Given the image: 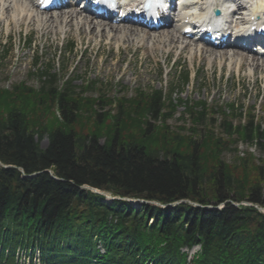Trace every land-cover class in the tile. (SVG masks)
I'll return each instance as SVG.
<instances>
[{
	"label": "trees",
	"instance_id": "1",
	"mask_svg": "<svg viewBox=\"0 0 264 264\" xmlns=\"http://www.w3.org/2000/svg\"><path fill=\"white\" fill-rule=\"evenodd\" d=\"M37 77L42 84L38 92L50 97L56 125H37L14 106L0 118V162L25 174L40 172L22 178L16 168L0 167L2 257L7 253L11 260L16 249H22L37 250L44 264H264V214L229 202L219 210L207 207L229 200L264 208V169L259 167V178L246 185L221 161L208 174L203 172L204 136L216 123L204 104L187 106L190 134L184 140L178 132L171 135L169 145L176 149L167 151L155 142L160 125L154 123L165 124L174 107L161 92L139 93L138 103L112 99L114 113L107 112L112 130L107 135L81 134L73 130L79 128L77 115L83 108L78 104L95 83L77 87L66 79L59 88L48 70ZM138 106L142 112L134 114ZM236 111L240 119L241 109L232 105L220 113L218 126L227 140H219L216 157L238 141L264 152V129L252 118L233 124ZM132 114L143 121L137 141L124 136L121 128ZM95 115L96 126H102L100 114ZM206 137L212 140L211 134ZM44 138L47 144L42 148ZM47 170L59 179H52ZM206 181L212 196L205 195ZM83 185L155 204H107L81 189ZM181 200L199 207L188 202L170 206ZM194 245H200V252L187 263L180 249Z\"/></svg>",
	"mask_w": 264,
	"mask_h": 264
},
{
	"label": "rangeland",
	"instance_id": "2",
	"mask_svg": "<svg viewBox=\"0 0 264 264\" xmlns=\"http://www.w3.org/2000/svg\"><path fill=\"white\" fill-rule=\"evenodd\" d=\"M3 18H0V90L7 87L9 94L0 92V118H4L14 106L24 111L37 125L49 126V129L54 127L57 122L50 97L38 92L42 84L37 75L48 70V73L56 76L59 82L56 86L59 88L65 78L72 79L77 87H83L88 82L95 83L90 91L83 94V100L78 104L83 108L77 115L79 128L75 126L73 130L81 134L96 132L107 135L113 128L112 99L121 101V104L131 100L138 103L139 93L159 89L167 91L175 83L177 73L185 67L194 77L181 96L179 93L171 96L175 107L165 124L154 123L156 127L160 125V133L155 137V142L159 147H167V151H172L176 147L169 145L171 135L178 132L184 140L190 134L191 117L177 99L187 100L192 107L195 103H203L208 113H213L216 119V123L207 128L208 132L204 136L203 172L208 174L211 167L221 161L232 169L236 177L244 180L245 185L259 178V167L264 169V152L258 146L238 141L236 146H230L231 151L226 150L217 157L213 153L219 140L221 143L227 140L218 124L222 117L221 111H226L228 105L237 106L234 109L243 106L239 112L241 118L238 119L237 111L235 117H232L233 124H246L252 118L254 124L264 129V71L252 67L250 60L238 62L232 57L220 58L201 53H193L191 56L188 50L181 53L178 50L169 51L164 44L149 50L146 43L136 47V43L130 42V37L120 44L115 39L100 40L94 35L83 37L77 36L76 31L64 32L59 25L56 26L58 30L49 25L47 32L32 23L15 24L9 13H5ZM24 38L35 41L31 48L22 46ZM71 40L75 41L76 50L73 54H64L62 49ZM257 64L263 65L261 62ZM160 69H163L162 78L157 76ZM165 98L168 99V96L165 95ZM138 107L134 114L142 112V107ZM128 108L132 111L131 105ZM94 112L100 114L102 126H96L97 115ZM107 112H111L110 117ZM134 114L130 115L132 120L122 124L121 128L124 129V136H133L137 141L143 130V121L139 115ZM209 134L212 140L207 139ZM46 144L44 138L40 145L44 148ZM205 185V195L212 196L211 183L206 181Z\"/></svg>",
	"mask_w": 264,
	"mask_h": 264
},
{
	"label": "bare ground",
	"instance_id": "3",
	"mask_svg": "<svg viewBox=\"0 0 264 264\" xmlns=\"http://www.w3.org/2000/svg\"><path fill=\"white\" fill-rule=\"evenodd\" d=\"M70 3V2H69ZM237 7L241 6H236ZM262 7V5H260L259 7H255V8H260ZM6 12H10V17H14V22L19 24V23H30V22H34L35 25H37L40 29H44L48 32V28L49 25H53L52 23H59L62 24L66 29H68V31H70V29L75 28V31L78 32V35L81 34H89L88 36H91L93 33L94 25L91 26V22L86 21L84 18H81V12L76 11L75 9H71L67 12H64V14H58L55 16V18H52V16L50 15L48 18L44 17V19L41 16V13L38 12L37 10H35V6L31 3L26 2L25 0H0V15L2 16L4 13ZM53 14V13H52ZM46 15V14H45ZM234 18H236L235 16L237 15L236 13H233ZM233 17V16H232ZM75 20V23L73 22ZM91 26V27H90ZM99 26V25H97ZM119 27L117 26H111L110 27V32H114L113 34H111V36L115 35L116 36V41H118L119 43L123 41V38L126 37L123 34H126V32H131L134 29L128 28V27H123L120 30H123V32H121L119 29ZM141 35L134 37V39H131L130 42L131 43H138L140 41H142L143 39L145 40H153V42L155 43L156 41H158V43L161 42H167L168 46L171 45V43L174 45L175 41L178 40V35L176 36L177 32L174 33H168V34H161L158 37H160V39L158 40L156 36L153 35H149L147 32H143L142 30H140ZM116 33V34H115ZM123 33V34H122ZM146 35H148L149 37H145ZM115 38V37H114ZM134 40V41H133ZM182 44V43H181ZM174 47V46H173ZM186 46H184L185 48ZM176 48H178L176 46ZM206 51V50H203ZM202 52V51H201ZM208 54H211V52H208ZM226 53H220V56L225 55ZM236 55H241V54H236ZM238 57V56H237ZM234 58V57H232ZM245 58L243 56L240 57V61L244 60ZM240 63H238L239 65ZM252 67L254 68H259L262 71H264V64L263 65H258L257 63H254V59H252ZM0 92L2 93V90H0Z\"/></svg>",
	"mask_w": 264,
	"mask_h": 264
},
{
	"label": "clouds",
	"instance_id": "4",
	"mask_svg": "<svg viewBox=\"0 0 264 264\" xmlns=\"http://www.w3.org/2000/svg\"><path fill=\"white\" fill-rule=\"evenodd\" d=\"M259 5H264V0H257Z\"/></svg>",
	"mask_w": 264,
	"mask_h": 264
}]
</instances>
